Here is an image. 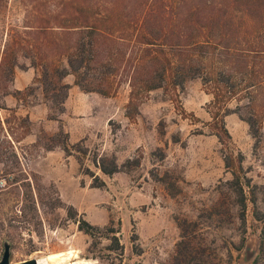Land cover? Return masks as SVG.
Listing matches in <instances>:
<instances>
[{
    "label": "rangeland",
    "instance_id": "obj_1",
    "mask_svg": "<svg viewBox=\"0 0 264 264\" xmlns=\"http://www.w3.org/2000/svg\"><path fill=\"white\" fill-rule=\"evenodd\" d=\"M42 1L47 4L36 5ZM91 1L103 0L75 3L85 8ZM55 2L0 0V61L4 59L0 72V257L7 241L10 262L51 254V264H169L179 239L176 218L194 220L216 200L219 182L231 178L223 161V154L230 152L242 154L239 173L249 178L258 206H264V42L258 39L262 34H255L258 27L264 28V16L239 18L241 34L252 32L250 43L236 33L237 28L228 33L233 50L227 55L235 59V66L237 58H242L253 70L252 79L261 80L243 90L241 100L254 97L253 110L261 115L256 137L233 112L225 116L231 140L221 143L208 127L209 85L198 77L185 81L182 89L169 86L150 91L129 118L125 115L129 87L119 75L113 80V86L119 82L115 92L106 96L83 91L74 83V75L68 74L62 82L76 89L68 91L62 111L55 105L51 108L36 77L43 63H50V68L65 64L56 47L43 45L44 35L54 38L59 29L44 34L25 25L37 24L40 16L48 18ZM33 42L35 48L30 46ZM254 44L262 53L239 55L237 48ZM13 54L17 66L10 73ZM15 78L21 90L18 98L13 94ZM227 105L234 107L236 99ZM59 129L73 145L69 155L58 145L46 149L49 137ZM96 154L115 155L119 171L102 173L92 163ZM94 176L104 185L93 186ZM68 206L91 224L110 223L118 228L122 254L111 248L109 238H91L79 230L67 216ZM252 206L248 200L245 243L239 250L230 244L239 242L240 229L234 221L216 229L217 223L210 220L202 227L203 231L204 226L209 228L206 239L218 254H224L226 242L231 264H252L258 252L264 222L253 217Z\"/></svg>",
    "mask_w": 264,
    "mask_h": 264
},
{
    "label": "trees",
    "instance_id": "obj_2",
    "mask_svg": "<svg viewBox=\"0 0 264 264\" xmlns=\"http://www.w3.org/2000/svg\"><path fill=\"white\" fill-rule=\"evenodd\" d=\"M41 3L47 4V1L36 5ZM88 5L83 8L75 0H56L54 13L50 12L48 18L40 16L37 24L25 25L29 30H43L44 34L47 30L59 29L56 31L61 34L54 38L44 35L43 45L56 47L65 64L50 68V63H43L40 75L36 77L51 108L55 105L59 111L63 110L70 85L62 80L68 74L74 75V83L83 91L106 96L115 92L119 82L113 86V80L119 75L129 87L125 107V115L129 118L138 112L140 103L150 91L169 86L182 89L185 81L198 77L204 85H209L212 94L208 127L219 142L231 140L225 116L233 112L248 124L250 133L256 137L261 115L253 110L254 97L245 102L241 100L244 91L260 84L261 80L255 82L252 79L253 70L242 58H237L235 66V59L227 55L233 50V40L228 33L237 28L236 33L241 34V17L256 16L260 20L264 16V0H103L91 1ZM255 31V34H262L258 39L264 42V28L260 26ZM251 33L241 34L244 42L250 43ZM36 45L34 42L30 44L31 48ZM254 45L237 48L239 55L244 58L251 52L262 53ZM37 48L40 49L41 45ZM15 66L17 56L13 54L8 66L10 73ZM3 70L4 59L0 61V72ZM13 94L18 98L21 90H14ZM232 99H236L234 107L227 105ZM24 118L21 117L23 121ZM49 140L47 150L58 145L66 155L72 153L73 145L67 142V133L62 129ZM223 161L231 178L219 182L216 200L194 220L176 218L179 239L169 264H231L232 253L226 242L224 254H218L206 239L209 228L204 226L206 230L203 231L202 227L210 220L217 223L216 229L228 220L234 221L240 229L239 242L230 244L236 250L241 249L245 243L248 200L253 205V217L264 222V206H258L249 178L239 173L243 168L242 154L239 151L236 155L231 152L223 154ZM92 163L106 175L120 169L113 154H96ZM94 180L93 186L104 185L97 176ZM227 201L231 202L232 208L227 206ZM67 216L91 238H109L111 248L118 251V255L122 254L123 245L116 235L118 228H113L110 223L101 227L78 218L72 206H68ZM136 237L133 234L131 239ZM252 264H264V226Z\"/></svg>",
    "mask_w": 264,
    "mask_h": 264
},
{
    "label": "water",
    "instance_id": "obj_3",
    "mask_svg": "<svg viewBox=\"0 0 264 264\" xmlns=\"http://www.w3.org/2000/svg\"><path fill=\"white\" fill-rule=\"evenodd\" d=\"M0 264H37L35 258H29L19 262H10V245L7 241L3 243V251L0 257Z\"/></svg>",
    "mask_w": 264,
    "mask_h": 264
},
{
    "label": "bare ground",
    "instance_id": "obj_4",
    "mask_svg": "<svg viewBox=\"0 0 264 264\" xmlns=\"http://www.w3.org/2000/svg\"><path fill=\"white\" fill-rule=\"evenodd\" d=\"M51 257H52V255L50 254L49 256L48 255L47 256L46 255L45 256H43V255L42 256H36L35 259L37 260V264H51L50 263Z\"/></svg>",
    "mask_w": 264,
    "mask_h": 264
},
{
    "label": "crops",
    "instance_id": "obj_5",
    "mask_svg": "<svg viewBox=\"0 0 264 264\" xmlns=\"http://www.w3.org/2000/svg\"><path fill=\"white\" fill-rule=\"evenodd\" d=\"M15 87L17 89H19V87L17 86V78H15ZM76 88H74V86H71L70 89H69V92L71 93L72 91L74 92ZM78 92H80L79 88L77 89Z\"/></svg>",
    "mask_w": 264,
    "mask_h": 264
}]
</instances>
